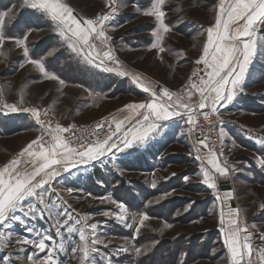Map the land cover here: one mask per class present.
<instances>
[{
  "label": "rangeland",
  "instance_id": "obj_1",
  "mask_svg": "<svg viewBox=\"0 0 264 264\" xmlns=\"http://www.w3.org/2000/svg\"><path fill=\"white\" fill-rule=\"evenodd\" d=\"M64 2L78 18H94L111 11L106 6L107 0ZM116 2L119 10L108 23L107 34L112 37L110 46L125 70L151 81L158 92L163 87L175 92L188 82L194 71L207 78L205 66L195 61L202 55L206 29L215 22L218 0H166L164 22L171 31L161 43L163 52L151 48L155 39L151 33L157 28L155 18L143 15L150 8L151 0ZM9 9L12 19L6 22L5 35L22 38L28 34L29 57L43 58L46 70L64 83L46 79L33 65L25 63L22 49L12 41L5 42V55L0 56V95L3 97L0 166L43 132L31 112H11L3 103L16 104L18 109L35 107L40 110L41 119L53 128L56 124L82 128L105 118L109 122L123 118L128 110H118L124 105L151 99L131 82L130 76L105 72L84 62L53 30V23L46 15L22 7V0H0V12ZM52 50H55L53 54L48 55ZM22 63L24 67H20ZM106 63L115 67L111 62ZM196 99L198 96L194 95L193 100ZM217 108V113L210 114L215 120L217 145L209 147L221 164L225 159L228 161L229 175L220 177L214 173L208 163L209 149L200 145L191 133L187 117H174L169 121H177L176 127L158 132L153 136L157 135L155 140L134 146L125 153L113 150L115 159L109 154L98 162L80 164L68 172L61 169L52 181V188L67 204L55 193H49L48 202L57 200L61 204L58 211L67 209L71 218L58 215L50 219L37 213L24 218L25 225L10 222L8 228L0 226V231L12 233L10 247L0 249V257L9 259L0 260V264H28L26 257L37 250L31 245H19L16 240L34 239L37 232L50 236L46 244L53 248L62 236L65 250L57 252V259L61 264H78L71 248L79 243V235L66 229L85 216L89 217L88 224H97V235L108 243L107 247H97L112 264H228L220 221L223 218L227 224L234 215L231 209H239V216L249 226L255 244L261 245L264 167L258 160L264 159V143L259 142L264 138V50H258L253 58L242 90L234 100ZM198 111L210 113L211 109ZM197 155L200 160L196 159ZM202 164L214 174L218 185L215 189L203 182ZM223 190L230 191L231 197L224 195ZM103 197L111 199L102 202ZM112 200L123 202L132 214L146 213L150 217L135 239V225L127 227L115 216L103 215L119 211ZM127 223L133 224V221L129 219ZM165 224L170 227H164ZM253 224L255 228L251 227ZM53 225L59 226L61 236H57ZM29 228L33 231L29 232ZM121 245L148 248V251L140 256L134 251L117 252ZM44 255L46 252L38 253L40 257ZM95 259L105 264L100 256Z\"/></svg>",
  "mask_w": 264,
  "mask_h": 264
},
{
  "label": "snow or ice",
  "instance_id": "obj_2",
  "mask_svg": "<svg viewBox=\"0 0 264 264\" xmlns=\"http://www.w3.org/2000/svg\"><path fill=\"white\" fill-rule=\"evenodd\" d=\"M165 4L166 0H151L150 8L143 12V15L154 17L157 22L156 30L151 33L155 38L151 48L159 49L160 52L165 50L161 47L165 34L171 31L164 22L163 6ZM106 6L111 9L108 13L97 14L94 18H78L64 0H22V7H28L46 15L53 23V30L84 62L101 68L105 72L130 76L131 82L148 93L151 99L142 103L124 105V108L118 111L128 110L127 115L123 118H113L111 122L105 118L95 125L92 133L96 137L95 140L77 137V144H74L71 138L62 135L72 130L74 126L62 127L56 124L53 128L41 119L40 110L37 108L18 109L16 104L3 103V107L11 112L17 110L31 112L43 132L23 147L15 157L0 166V226L8 228L10 222L25 225L24 218L37 213L48 215L50 219H55L58 215H68L71 218L67 209L63 212L58 211L61 204L57 200L48 202L49 193H55L57 197H60L59 192L52 188V181L60 175L61 169L68 172L77 165L99 161L109 154H112L115 159L113 150L124 152L134 146L144 145L161 130L160 122L162 121L186 116L187 123L195 125L194 115L197 110L210 108V113L206 111L200 113L205 118L217 113L219 111L217 105L224 106L232 102L237 93L242 90L253 58L258 50H264V0H218L215 22L206 29L207 40L203 45L202 55L195 61L197 65L205 66L204 75L207 78L194 71L182 94L167 88H160L158 92L151 81L145 80L139 74L128 72L116 58L115 50L110 46L112 37L107 34V31L108 23L114 18L119 7L116 0H107ZM11 19V9L0 12V56L5 55L3 52L5 42L12 41L16 47L23 50L25 63L33 65L46 79L59 80V83L63 84L64 81L57 75L46 70L43 58L37 60L29 57L28 34L22 38L5 35L6 22ZM54 51H50L48 55H52ZM106 61L111 62L115 67L108 66ZM20 67H24V64L22 63ZM193 77H197L199 82L197 83ZM194 95H197L198 99L193 100ZM2 102L3 97L0 95V103ZM105 124H108L106 132ZM101 133L104 134L101 136ZM45 136L50 138L46 140ZM206 140L207 137L199 140L198 143L209 149L208 163L212 166L214 173H218L220 177L229 175L228 161L225 159L221 164L217 154L209 147ZM259 142L264 143V138H261ZM195 150L200 151L199 148ZM220 155H223L222 151ZM196 159L200 160V155H197ZM258 163L264 167V159L258 160ZM201 172L203 182L210 189H215L217 185L214 174L204 168L203 164ZM68 191L72 190L68 189ZM231 195V192L227 193V197L230 198ZM60 199L63 204H67L62 197ZM107 199L111 198L103 197L101 201L104 202ZM112 203L119 211L105 212L103 215L115 216L118 222L124 223L127 227L135 225L133 236L135 239L150 217L146 213L139 215L130 213L123 202L112 200ZM260 207L264 209V204ZM231 214L234 215L227 224L223 218L220 221L228 264H264V233L259 235L262 244L256 245L249 226L239 216V209H231ZM88 219L87 216L82 217L66 229L68 233L77 232L79 235V243L71 248L73 258L78 259V264H99L95 259L98 255L105 264H112L111 260L97 247V245L107 247L108 243L97 235V224H88ZM129 219L133 221V224L127 223ZM53 226L56 227L57 236H61L59 226ZM164 227H170V225L165 224ZM251 227L255 228V225ZM28 231L32 232L33 229L29 228ZM11 238V232L6 234L0 231V249L10 247ZM49 239H51L50 236L37 232L36 238H18L16 243L31 245L37 250L26 257L28 264H61L57 259V252L65 250L64 238L61 236V242L54 248L46 244ZM129 251H134L137 256H140L148 251V248L121 245L117 250V252ZM43 252H46V255L38 256V253ZM8 259V256L0 257V260L5 262Z\"/></svg>",
  "mask_w": 264,
  "mask_h": 264
},
{
  "label": "built area",
  "instance_id": "obj_3",
  "mask_svg": "<svg viewBox=\"0 0 264 264\" xmlns=\"http://www.w3.org/2000/svg\"><path fill=\"white\" fill-rule=\"evenodd\" d=\"M193 79L196 81V77H193ZM198 82V81H196ZM188 84L185 83L182 86H180L179 88H177L175 90L176 93H183L185 86ZM164 88V87H163ZM168 89V88H167ZM170 90V89H168ZM171 91V90H170ZM201 111H196L194 117L197 119L195 125H191L189 127V130L191 131V133L194 134L195 137H197L199 140H203L205 139V137H207L206 143L210 146L215 148L217 145V134H216V126H215V120L213 119V116H207V118H205V116L200 114ZM199 118V120H198ZM102 120L96 122L93 125L87 126V127H82V128H73L72 130H70L67 133H63L62 135L67 137V138H71L73 140L74 144H77V140L76 138H83L85 140H95L96 137L95 135H93V130L95 128V125L99 122H101ZM217 121V119H216ZM112 127L114 128V125H112ZM108 129V124L104 125V130L105 132ZM104 133H101V136ZM50 137L45 136V139H49Z\"/></svg>",
  "mask_w": 264,
  "mask_h": 264
},
{
  "label": "crops",
  "instance_id": "obj_4",
  "mask_svg": "<svg viewBox=\"0 0 264 264\" xmlns=\"http://www.w3.org/2000/svg\"><path fill=\"white\" fill-rule=\"evenodd\" d=\"M161 125H162V127H161V130L160 131L164 130V132H166V130H171L172 128L176 127L178 125V122L177 121H174V122L173 121H169V122L163 121V122H161ZM156 136H155V138H156ZM175 137H176V139L179 138V137L177 138V136H175ZM153 138L154 137H152L151 139H149L146 143L151 142ZM155 138L153 140H155ZM178 141H180V140H178ZM123 153H125V152H123ZM94 162H98V161H94ZM217 187H218V185H217ZM229 192L230 191H228V190H223L224 195L227 194V193H229ZM226 222H227V219H226Z\"/></svg>",
  "mask_w": 264,
  "mask_h": 264
},
{
  "label": "bare ground",
  "instance_id": "obj_5",
  "mask_svg": "<svg viewBox=\"0 0 264 264\" xmlns=\"http://www.w3.org/2000/svg\"><path fill=\"white\" fill-rule=\"evenodd\" d=\"M194 135V134H193Z\"/></svg>",
  "mask_w": 264,
  "mask_h": 264
}]
</instances>
